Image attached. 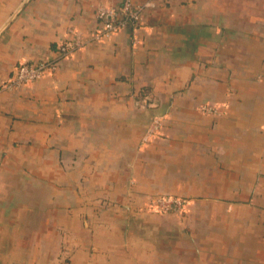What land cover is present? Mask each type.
Here are the masks:
<instances>
[{"label": "crops", "instance_id": "0c3cea01", "mask_svg": "<svg viewBox=\"0 0 264 264\" xmlns=\"http://www.w3.org/2000/svg\"><path fill=\"white\" fill-rule=\"evenodd\" d=\"M24 1L0 84L122 0ZM132 1L138 27L0 90V264H264V0ZM167 195L182 217L146 207Z\"/></svg>", "mask_w": 264, "mask_h": 264}, {"label": "built area", "instance_id": "2783aa9c", "mask_svg": "<svg viewBox=\"0 0 264 264\" xmlns=\"http://www.w3.org/2000/svg\"><path fill=\"white\" fill-rule=\"evenodd\" d=\"M151 1L134 5L132 0H122L118 6H98L95 10L97 27L84 37L79 32L71 31V39L56 46V57L46 59L36 64L19 63L14 67L12 74L0 84V90L12 91L50 75L57 70V64L60 60L70 57L76 51L83 49L91 42H103L122 31L127 27L136 28L141 23L142 13L152 8ZM133 41V44H137ZM199 112L203 114H215L216 110L209 106H202ZM160 122L158 118H153L143 141L152 137L159 130ZM186 201L182 198L172 196H155L148 199L146 207L159 213L181 214Z\"/></svg>", "mask_w": 264, "mask_h": 264}, {"label": "rangeland", "instance_id": "374dc122", "mask_svg": "<svg viewBox=\"0 0 264 264\" xmlns=\"http://www.w3.org/2000/svg\"><path fill=\"white\" fill-rule=\"evenodd\" d=\"M168 196V195H167ZM155 197V196H154ZM172 197H176V196H172ZM151 198H153V197H151ZM150 198V199H151ZM179 198V197H178ZM187 204V203H186ZM186 204H185V206H186ZM185 206H183V210H182V212H181V214H176L177 216H183L184 214H185ZM173 214V213H172ZM175 214V213H174Z\"/></svg>", "mask_w": 264, "mask_h": 264}, {"label": "water", "instance_id": "95a60500", "mask_svg": "<svg viewBox=\"0 0 264 264\" xmlns=\"http://www.w3.org/2000/svg\"><path fill=\"white\" fill-rule=\"evenodd\" d=\"M28 0H25L23 4H25Z\"/></svg>", "mask_w": 264, "mask_h": 264}, {"label": "trees", "instance_id": "16d2710c", "mask_svg": "<svg viewBox=\"0 0 264 264\" xmlns=\"http://www.w3.org/2000/svg\"><path fill=\"white\" fill-rule=\"evenodd\" d=\"M180 198V197H179Z\"/></svg>", "mask_w": 264, "mask_h": 264}]
</instances>
